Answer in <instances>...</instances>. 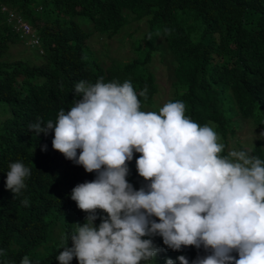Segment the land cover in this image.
Masks as SVG:
<instances>
[{
	"label": "trees",
	"instance_id": "16d2710c",
	"mask_svg": "<svg viewBox=\"0 0 264 264\" xmlns=\"http://www.w3.org/2000/svg\"><path fill=\"white\" fill-rule=\"evenodd\" d=\"M10 14L32 27L36 44L27 43L26 37L20 38L13 30ZM143 18L147 29L136 38L144 50L141 57L114 66L117 61L104 65L86 52L92 36L112 38L132 20ZM195 26L200 36L192 34ZM165 27L172 30L170 35H163ZM159 37L175 62L172 97L167 103L182 101L185 115L201 126L211 121L214 131L222 134L221 156L229 153L227 133L233 135L237 129L235 118H252L256 126L264 128V0H0V103H4L0 109L8 112L0 121V249L5 250L0 264H21L24 256L31 264H59L56 257L63 251L61 243L52 250L29 254L47 245L54 221L70 216L63 226V239L85 222L87 213L71 199V191L96 178L95 172H86L53 149L54 132L36 136L29 126L37 118L55 123L59 111L67 112L79 99L74 87L81 80L92 84L99 78L121 84L130 81L144 111L158 92L149 64L158 50ZM16 43L35 48L38 56H11L10 47ZM145 88L147 99L139 96ZM43 145H47L46 151H42ZM250 151V156L264 160L260 140ZM140 155L134 151L127 162V176L140 183L136 190L150 183L138 174L136 159ZM17 161L29 167L31 175L25 179L26 188L14 197L5 185L9 165ZM25 198L28 205L22 203ZM96 211L94 223L98 226L99 216L106 213ZM152 219L159 222L157 217ZM151 238L161 251L148 264H165L168 258L179 264L180 255L192 264L198 256L211 252L203 245L172 250L161 236ZM232 254L238 258L235 251ZM70 264H78V260L74 257Z\"/></svg>",
	"mask_w": 264,
	"mask_h": 264
},
{
	"label": "clouds",
	"instance_id": "9594fccd",
	"mask_svg": "<svg viewBox=\"0 0 264 264\" xmlns=\"http://www.w3.org/2000/svg\"><path fill=\"white\" fill-rule=\"evenodd\" d=\"M171 32L163 29L165 36ZM74 93L79 99L67 112L61 109L55 123L37 118L29 126L36 136L54 132V150L96 173L71 191L87 215L69 234L71 247L69 235L62 240L59 264L74 257L78 264H148L161 251L151 238L156 235L172 250L201 245L211 250L192 264H264V160L235 150L221 156L218 134L188 118L182 101L166 103L158 114L141 111L130 81L81 80ZM139 96L147 99V89ZM134 151L141 154L138 174L150 181L138 190L126 179ZM9 169L5 186L15 197L26 188L31 169L19 161ZM97 209L106 213L98 226ZM177 260L189 264L184 255ZM21 264H31L28 256Z\"/></svg>",
	"mask_w": 264,
	"mask_h": 264
},
{
	"label": "rangeland",
	"instance_id": "374dc122",
	"mask_svg": "<svg viewBox=\"0 0 264 264\" xmlns=\"http://www.w3.org/2000/svg\"><path fill=\"white\" fill-rule=\"evenodd\" d=\"M193 28L194 31L192 34L200 36L201 33L197 30L198 28L196 26ZM146 29L147 23L145 18L140 20H132L131 23L126 25V27H124L119 34L112 38H107L106 36H101L100 34L92 36L89 39L88 49L86 52L89 53L91 57L97 58L104 65H108L112 61H117L113 62V65L118 66L114 63L139 58L144 53V50H141V41L136 40V38L140 37ZM206 36L207 33L204 35V37ZM157 47L158 50L152 58L149 68L155 75L156 82L158 84V92L155 95L154 103L151 106H144V112H156L158 114L159 109L163 107L172 97V83L175 80L173 73L175 62L171 52L167 48L166 42L162 37H159L157 40ZM9 54L11 56H22L27 59L38 56V52L35 50V48H28L22 43L12 44ZM2 103H0V108L3 107L2 105L4 103ZM6 116H8V112L4 113L3 110L0 109V121ZM234 122L238 124V127L235 129L233 135L230 133V131L227 133L228 152L232 150L245 151L248 155H251L250 147L256 140L261 141L264 149V128L256 126L255 120L252 118L245 120L237 117L235 118ZM207 125L212 127L214 130V124L211 121H209ZM221 136L222 134L219 133L218 143L223 141ZM126 179L134 189L137 186H140L138 181L130 180L128 176ZM69 219L70 216L67 215L57 221H54L48 231L47 245L40 246L29 255L40 254L44 251L52 250L58 244L62 243L63 226L64 223Z\"/></svg>",
	"mask_w": 264,
	"mask_h": 264
},
{
	"label": "built area",
	"instance_id": "2783aa9c",
	"mask_svg": "<svg viewBox=\"0 0 264 264\" xmlns=\"http://www.w3.org/2000/svg\"><path fill=\"white\" fill-rule=\"evenodd\" d=\"M8 22L12 24L14 31L20 33L21 37H29V42L37 43V37L34 36L30 26L21 17L10 14Z\"/></svg>",
	"mask_w": 264,
	"mask_h": 264
}]
</instances>
